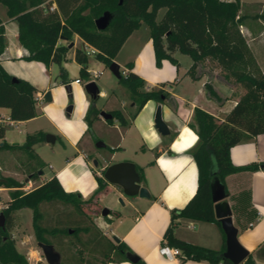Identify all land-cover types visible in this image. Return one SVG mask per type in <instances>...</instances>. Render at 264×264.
<instances>
[{
  "label": "trees",
  "instance_id": "obj_1",
  "mask_svg": "<svg viewBox=\"0 0 264 264\" xmlns=\"http://www.w3.org/2000/svg\"><path fill=\"white\" fill-rule=\"evenodd\" d=\"M41 3L40 0H0L7 17L16 22L18 42L28 53L24 60L42 63L45 68L52 64L58 65L61 69L58 77L63 84L68 81L61 64L65 62L69 48L57 45L60 38L72 41V37L77 35L82 44L96 51L94 59L108 68L127 38L144 23L149 29L156 67H160L163 60L177 66L173 58L175 53L191 59L190 72L203 60L211 59L226 71V79L227 76L233 77L242 86L244 93L222 121L203 110H194L193 122L188 127L197 136V144L191 151L197 168V188L184 208L171 214V221L185 218L216 224L223 237L221 250L205 249L181 241L172 234L170 226L163 235L166 245L178 249L183 260L232 264L222 257L225 235L220 220L214 216L211 185L217 181L224 188L226 176L240 170H255V166L234 167L230 162L229 151L241 140L264 133V72L254 74L249 70L253 58L239 31L242 23L240 0H86L84 5L62 22L56 13H42L37 9L36 6ZM161 9L164 12L157 21V13ZM104 12H109L112 20L104 31H97L94 21ZM5 46L4 31L0 27V55ZM74 59L80 65V77L87 79L88 56L85 51L77 48ZM127 69V75L122 76L119 83L136 105L131 116L133 119L146 102L151 100L161 103L167 93L163 91V85L161 88L145 90L143 80L131 71V63ZM205 90L208 96L218 98L210 84H205ZM36 94L37 90L32 85L8 75L0 65V109L9 111L10 121L23 122L36 117ZM111 115L113 119L108 121L109 124L116 119L121 126L127 125L121 112L114 111ZM97 117L98 111L90 110L86 120L89 123L90 118ZM43 138L42 133L28 135L23 145L13 147L3 144L0 149L16 148L34 160L33 146ZM39 172L41 168H33L30 179L35 180ZM96 180L97 189L90 197L82 199L76 193H65L55 177L23 193L20 191L22 183L0 175V189L11 190L10 201L2 211L5 223L4 228H0V264H28L9 236L15 213L24 208L32 211V227L37 243L57 244L64 248L61 240L67 238L68 245L79 256L77 259L71 255L77 263L82 262L80 255L83 251L92 254L91 258L84 261L85 264L127 261L126 254L133 252L123 242L113 243L96 228L81 224L82 220H91L85 204H92L87 206L96 208L97 197L105 188L101 178L97 177ZM52 202L69 204L72 211H59L53 224L46 225L43 223L44 213L40 210V204ZM81 234L88 235L87 240H82ZM135 264L145 263L138 258ZM242 264H253V261L249 256Z\"/></svg>",
  "mask_w": 264,
  "mask_h": 264
},
{
  "label": "crops",
  "instance_id": "obj_2",
  "mask_svg": "<svg viewBox=\"0 0 264 264\" xmlns=\"http://www.w3.org/2000/svg\"><path fill=\"white\" fill-rule=\"evenodd\" d=\"M40 1L42 3L36 6L37 9L42 13H56L62 22L84 5L86 0ZM260 4H264V2ZM0 15V27L3 28L6 41L5 49L0 55V65L8 75L28 82L37 90L35 95L36 117L15 123L27 124L42 118L45 123L44 127L49 129L47 134L55 137L54 143L59 141L65 148L68 147L69 153L71 152L70 156L65 157L62 164L44 182L55 177L65 193H76L82 199H87L97 189L96 178L99 177L105 183V188L98 195L96 205L105 203L106 209L110 211L109 216L103 218L105 219V235L108 239L112 241L106 232L107 229H111L110 233L115 232V237L119 242H123L145 264H208L205 261L183 260L181 257L168 260L159 254V248L167 246L163 235L170 226L172 234L181 241L205 249L221 250L223 237L216 224L185 218L171 221V214L183 209L197 188V168L191 155V151L197 144V136L188 127V124L193 122L194 110H203L218 121H222L243 93L235 96L233 95L234 89L237 88L235 85L216 78L211 82L207 80L205 74L191 73L189 69L192 61L182 66L175 58L177 66L163 60L160 67H156L152 43L148 38L136 48L131 58L125 61L122 72L126 76L127 65L131 63V71L143 80L145 90L161 88L163 85L162 89L167 93V96L161 103L151 100L146 102L132 119L131 116L135 112L136 105L123 87L118 89V92H113L112 96H109L108 100L101 104V108L96 106V101L108 96L99 91L97 99L93 103L91 101V105L85 99H82L81 103L77 105L76 94L81 93L79 91L82 80L80 79V65L76 63L74 53L78 44L82 48L86 44H82L77 35L72 37V41L63 38L58 40L57 45H66L69 48L66 60L62 63L64 67L61 64L68 83L63 84L58 76L52 81L51 67L53 64L45 68L42 63L24 60L28 53L18 42L16 22L7 17L6 9L1 4ZM243 27L248 36H254L251 28L246 25ZM71 44L72 47L69 46ZM247 45L252 50V45L249 43ZM70 54V60L78 67L79 76L71 79H69L65 67L69 60L67 56ZM256 63L258 64L257 60ZM88 66V78H84L85 81L91 78L89 73L93 72ZM56 78L59 79V83ZM76 80H80V82L75 83ZM115 80L119 82L116 78ZM205 84H210L213 87L218 96L217 99L208 96ZM64 87L66 92L59 95L61 97L57 101V92ZM46 92H50L53 102L42 105ZM66 95L67 98H72L75 103L73 118L78 119L81 125L75 136L73 135V139L63 130V126L66 128L70 126L67 124L68 121L62 119V111L68 102ZM119 96L123 101L120 106L117 104ZM57 102H61L60 106H55ZM158 105L161 107L162 120L168 129L167 136H161L154 128V114ZM52 108L56 109L57 115L51 116L49 110ZM2 110L0 109V119L5 122L1 115ZM90 110H97L98 117L90 118L88 123L86 116ZM114 111L122 113L127 121L126 126H121L116 119L112 124H109V120H103L99 115L100 112L111 115V112ZM90 128L93 130L92 136L86 135L87 129ZM185 129L188 132L187 142L185 144L177 143L181 148L176 150L175 142ZM38 130L40 129L38 128ZM41 133L45 140V133ZM92 137H97L102 143L96 142ZM45 143L51 144L46 140ZM94 143H101L103 147L95 145L96 150L90 149ZM14 144L13 147L20 146ZM2 145L0 144V147ZM107 149L110 152L102 154ZM116 150L122 152L118 158ZM97 157H100L99 161L96 160ZM229 158L234 167H256L253 171L240 170L226 176L224 188L226 201L231 211L232 225L237 231L238 244L248 253L246 259L250 256L253 264H264V133L241 140L230 148ZM94 160L98 164L100 163L98 169L92 165ZM122 162L134 165L140 178V186L145 188L149 194L148 199H140L138 196L126 197L121 189L108 184L103 179V169ZM50 169L52 168L50 167ZM38 175H42V171ZM28 180L30 179L28 178ZM119 199L122 204H118ZM115 205H121L120 209L115 210ZM27 260L28 264H38L39 262ZM108 264L133 263L127 260Z\"/></svg>",
  "mask_w": 264,
  "mask_h": 264
},
{
  "label": "rangeland",
  "instance_id": "obj_3",
  "mask_svg": "<svg viewBox=\"0 0 264 264\" xmlns=\"http://www.w3.org/2000/svg\"><path fill=\"white\" fill-rule=\"evenodd\" d=\"M264 2V0H240V15L242 16V23L239 26V31L241 35L245 38L246 44L249 43L252 45V50H250L253 63L249 68L254 74L259 72H264V4H260ZM164 10L161 9L157 13V21L163 15ZM1 16V15H0ZM251 28L254 36H248L243 25ZM149 38V29L143 23L139 29L135 30L131 37L127 40L124 46L120 49L117 56L115 57V63L120 66V72H122L125 67V61H128L132 54L135 52L136 48L140 46L143 42H145ZM78 48L83 50L82 46L78 44ZM69 59L66 62V72L68 73L69 79L78 76V67L77 65L70 60L71 54L67 56ZM173 58L177 59L178 62L184 66V64L190 63L191 59L179 53L173 54ZM89 59V69L92 71H97L99 76L93 78V82L96 84V87L99 92H104L107 98H99L96 101V106L100 107L102 103L108 100L109 96H112L113 92H118V89H122L123 86L115 80V77L110 73L107 67L103 64L96 61L93 55L88 56ZM258 61V64L256 63ZM64 67V64H62ZM61 69L58 65L53 64L51 67V80H55V77L59 76ZM193 74H205L208 81H214L216 78L220 81L228 82L229 84L235 85L237 88L234 89L233 95L238 96L241 93H244V89L240 84L235 82L233 77L226 76V71L223 70L215 61L211 59L203 60L199 65L195 66V69L191 71ZM122 76H124L122 74ZM57 79V83H59V79ZM82 80V85H80V94H76V104L81 103L82 99H85L91 105V99L89 95L86 93L84 89V83L86 82L84 78H80ZM113 79V80H112ZM112 81V82H111ZM64 89V90H63ZM57 92L56 98H59L63 93L66 92L65 87ZM124 89V88H123ZM72 93V89H71ZM114 95V94H113ZM121 97L119 96V100L117 101L118 106L123 102ZM67 104L65 105L62 111V119L68 121L69 128L63 126V130L69 135L70 138L73 139V135L77 133L80 129L81 125L78 119H74V109L75 103L72 101V98H67ZM53 102V98L49 102L44 100L42 105L49 104ZM61 102H57V105L60 106ZM68 106H72V111L67 114L66 108ZM101 108V107H100ZM7 109H3L1 111V115L3 116L5 122H0V144L6 143V145L12 146L14 143L19 144L20 146L24 144L26 136L35 134H41V132L47 134L49 129L44 127V120L42 118L32 121L27 124H18L15 122H11L9 118H7ZM51 116L57 115L56 109L49 110ZM38 128L40 130H38ZM38 130V131H37ZM41 131V132H39ZM92 128L87 129L86 135L92 136ZM49 134V133H48ZM96 142H101L97 137H92ZM102 143V142H101ZM95 143L91 146L90 149H95ZM68 147L65 148L59 141L54 144H46L44 138L40 140L37 144L33 146L34 160L28 158L27 154L14 148L5 147L0 149V175L4 177H10L15 179L16 181L22 183L23 187L20 188V191L23 193H27L34 188L38 187L42 182L48 179L49 176L53 174V172L62 164L65 157L70 156ZM110 152V150H105L102 154ZM118 152V156L122 154L121 150H116ZM100 157H97L96 160L99 161ZM36 163V164H35ZM39 166H36V165ZM40 169L42 171V175H38L35 180L30 179L29 174L33 171V168ZM50 167L52 169H50ZM31 168V170H30ZM28 178L30 180H28ZM10 193L11 190L3 189L0 190V207H4L7 205L8 201H10ZM105 203H99L96 208L91 206L92 204H85L86 212L90 213L91 220H82V225H89L92 228H96L101 232L102 235H105L104 230V220L101 218V210L106 208ZM118 204H120L118 202ZM40 210L44 213L43 223L46 225H52L53 221L57 218V213L59 211L69 213L72 211L71 206L69 204H63L61 202H52V203H42L40 204ZM114 206V205H113ZM121 205H115V210H119ZM113 208V209H114ZM114 211V210H113ZM84 223V224H83ZM111 229H107V234L111 237L116 236V233H110ZM92 231V230H91ZM10 238L14 241L16 250L21 253L26 260L31 259V261L36 262L39 261L38 264H46L40 249L37 247V242L34 237V231L32 227V211L30 209L24 208L20 211H17L14 215L13 227L9 232ZM88 235L81 234L82 240H87ZM62 244L65 247H61L60 245L54 244V249L60 254V264L63 263H73V264H85L89 257H92L91 253H87L85 251L82 252L80 256H82V262L77 263L71 255L74 254V248H71L67 243V238H62ZM88 248V247H87ZM90 248V246H89ZM79 256L75 255V258L78 259ZM39 259V260H38ZM28 261V260H27ZM99 263V262H98ZM100 264V263H99Z\"/></svg>",
  "mask_w": 264,
  "mask_h": 264
},
{
  "label": "water",
  "instance_id": "obj_4",
  "mask_svg": "<svg viewBox=\"0 0 264 264\" xmlns=\"http://www.w3.org/2000/svg\"><path fill=\"white\" fill-rule=\"evenodd\" d=\"M112 16L109 12H104L100 17L94 21V25L97 31H104L110 24ZM62 39V38H61ZM72 47V44L69 45ZM110 73L117 79L120 80L122 75L119 70V66L112 62L108 67ZM66 89V88H65ZM86 93L89 95L92 103L97 99L98 89L93 82H89L84 85ZM68 90V87H67ZM46 101H50V92H46L44 95ZM72 111V106L66 108V113L69 114ZM100 117L103 120H111L112 115L100 112ZM154 128L161 136L168 135V129L162 120L161 107L158 105L154 114ZM45 140L47 143L53 144L55 137L50 134L45 135ZM16 145V144H14ZM97 147H103L101 143L96 144ZM95 169L99 168V164L96 160L92 162ZM103 179L110 185L117 186L121 189L122 193L126 197L138 196L140 199H148L149 194L147 190L140 186V178L135 171L134 165L128 162L115 163L107 166L102 170ZM211 200L213 203L214 216L216 219L220 220L222 230L225 234V244L226 250L222 254V257L229 260L232 264H241L247 257L248 253L240 247L237 242L236 234L237 231L232 225L231 221V211L226 201V194L224 192L223 186L217 182L213 181L211 185ZM122 204L121 199L118 200ZM110 211L106 208L101 210L100 216L105 218L109 216ZM5 218L3 213H0V228H4ZM70 231L69 233H72ZM112 241L118 243L119 240L113 236ZM37 247L40 249L44 261L46 264H60V254L54 249L52 245H46L43 243H37ZM126 258L131 263L135 264L138 261V257L134 254L127 253Z\"/></svg>",
  "mask_w": 264,
  "mask_h": 264
},
{
  "label": "built area",
  "instance_id": "obj_5",
  "mask_svg": "<svg viewBox=\"0 0 264 264\" xmlns=\"http://www.w3.org/2000/svg\"><path fill=\"white\" fill-rule=\"evenodd\" d=\"M83 50L85 51V54L87 56L94 55L96 53V51L94 49H92V48H90V47H88L86 45H83ZM122 74L124 75L123 72H121V75ZM89 75L91 76V78L88 81H86L84 84H87L89 82H93V78H95L98 75V73H96V72L93 71L91 74L89 73ZM79 82H80V80H76L75 81V83H79ZM2 121L3 120L0 119V122H2ZM5 208H6V206L0 207V213H2V211ZM159 254L161 256H163L164 258L168 259V260H173V259H176L177 257H181V253H180V251L178 249H176V248H170L168 246H162V247H160L159 248Z\"/></svg>",
  "mask_w": 264,
  "mask_h": 264
},
{
  "label": "bare ground",
  "instance_id": "obj_6",
  "mask_svg": "<svg viewBox=\"0 0 264 264\" xmlns=\"http://www.w3.org/2000/svg\"><path fill=\"white\" fill-rule=\"evenodd\" d=\"M187 135H188V132L186 131V129L183 130V131L181 132V134H180L178 140H176V142H175V146H174V148H175L176 150H179V148H181L180 146H178L177 143L185 144V143L187 142V141H186V136H187Z\"/></svg>",
  "mask_w": 264,
  "mask_h": 264
},
{
  "label": "flooded vegetation",
  "instance_id": "obj_7",
  "mask_svg": "<svg viewBox=\"0 0 264 264\" xmlns=\"http://www.w3.org/2000/svg\"><path fill=\"white\" fill-rule=\"evenodd\" d=\"M100 164V163H99Z\"/></svg>",
  "mask_w": 264,
  "mask_h": 264
}]
</instances>
